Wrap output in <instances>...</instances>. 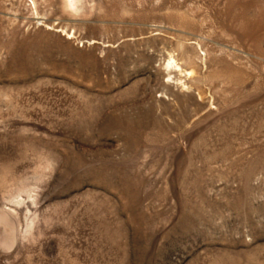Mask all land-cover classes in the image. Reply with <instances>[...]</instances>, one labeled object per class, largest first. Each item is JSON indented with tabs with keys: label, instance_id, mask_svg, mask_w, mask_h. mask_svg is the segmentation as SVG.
Returning a JSON list of instances; mask_svg holds the SVG:
<instances>
[{
	"label": "rangeland",
	"instance_id": "374dc122",
	"mask_svg": "<svg viewBox=\"0 0 264 264\" xmlns=\"http://www.w3.org/2000/svg\"><path fill=\"white\" fill-rule=\"evenodd\" d=\"M0 264H264V0H0Z\"/></svg>",
	"mask_w": 264,
	"mask_h": 264
}]
</instances>
